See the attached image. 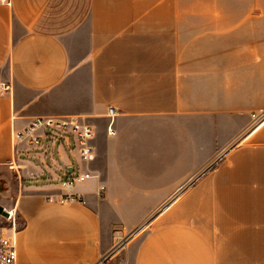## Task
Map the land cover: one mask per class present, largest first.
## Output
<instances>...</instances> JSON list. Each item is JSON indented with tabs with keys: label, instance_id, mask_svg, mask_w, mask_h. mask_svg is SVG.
I'll use <instances>...</instances> for the list:
<instances>
[{
	"label": "crops",
	"instance_id": "1",
	"mask_svg": "<svg viewBox=\"0 0 264 264\" xmlns=\"http://www.w3.org/2000/svg\"><path fill=\"white\" fill-rule=\"evenodd\" d=\"M262 110L264 0L0 2L15 264H97L138 228L125 264H264ZM56 117L93 127L87 161L15 152L12 132ZM77 172L78 200L48 202Z\"/></svg>",
	"mask_w": 264,
	"mask_h": 264
},
{
	"label": "built area",
	"instance_id": "2",
	"mask_svg": "<svg viewBox=\"0 0 264 264\" xmlns=\"http://www.w3.org/2000/svg\"><path fill=\"white\" fill-rule=\"evenodd\" d=\"M8 0H0L1 3ZM116 115L111 108L107 110V118L110 124L106 128L107 135H112L111 120ZM251 119L255 126L264 124V110L251 114ZM94 137V129L87 123L72 117H56V118H36L21 132H12V142L15 147V152H18L17 146H22L20 151L44 158L53 156L54 150L61 147H66L76 156L73 161L78 166L81 162L87 161L93 153V148L90 145ZM16 165L14 160L7 164L9 170L15 171ZM69 168H72L69 166ZM62 172L68 173V169H63ZM90 178L89 173L77 172L76 175L70 174L66 179H58V185L61 195L58 198L49 196L48 202L64 205L71 201H76L78 198L70 191L74 186L80 184ZM104 191L99 188V193ZM4 216L0 215V264H15L16 249L13 234L16 227V215L10 211H5ZM126 238V237H125ZM127 239H120L116 242L113 249L104 257L100 258L97 264H125L123 259H118V255L127 247Z\"/></svg>",
	"mask_w": 264,
	"mask_h": 264
},
{
	"label": "rangeland",
	"instance_id": "3",
	"mask_svg": "<svg viewBox=\"0 0 264 264\" xmlns=\"http://www.w3.org/2000/svg\"><path fill=\"white\" fill-rule=\"evenodd\" d=\"M55 161L58 162L59 160L57 158H55ZM215 164H216V162H213L212 164H210V166L205 167L203 169L202 174L203 173H206L207 170H209L210 168H212L213 166H215ZM1 197L2 198H6V199H10V197H11V192L10 191L8 192V189H6V187L2 185V181L0 182V198ZM141 231H142V228H138V229L134 230L132 233H130L126 238H124V239H127L128 240L127 241V245L129 244L130 240L133 239V237H136L137 235H139L141 233ZM125 250H126V248L118 255V259L117 260L123 259V256L125 254ZM110 264H112V262H110Z\"/></svg>",
	"mask_w": 264,
	"mask_h": 264
},
{
	"label": "water",
	"instance_id": "4",
	"mask_svg": "<svg viewBox=\"0 0 264 264\" xmlns=\"http://www.w3.org/2000/svg\"><path fill=\"white\" fill-rule=\"evenodd\" d=\"M0 215L1 216H4L5 215L1 206H0Z\"/></svg>",
	"mask_w": 264,
	"mask_h": 264
}]
</instances>
